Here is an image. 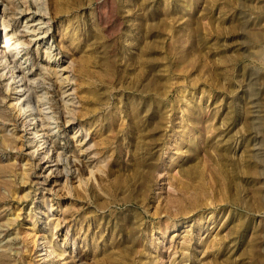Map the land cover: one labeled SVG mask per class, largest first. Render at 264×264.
<instances>
[{
    "label": "rangeland",
    "instance_id": "obj_1",
    "mask_svg": "<svg viewBox=\"0 0 264 264\" xmlns=\"http://www.w3.org/2000/svg\"><path fill=\"white\" fill-rule=\"evenodd\" d=\"M0 264H264V0H0Z\"/></svg>",
    "mask_w": 264,
    "mask_h": 264
},
{
    "label": "bare ground",
    "instance_id": "obj_2",
    "mask_svg": "<svg viewBox=\"0 0 264 264\" xmlns=\"http://www.w3.org/2000/svg\"><path fill=\"white\" fill-rule=\"evenodd\" d=\"M48 217V216H47ZM53 228V227H52ZM51 230V229H50ZM53 230H54V228H53ZM52 233V232H51ZM53 234V233H52ZM55 249V248H54ZM58 249V248H57ZM59 251H60V249H59Z\"/></svg>",
    "mask_w": 264,
    "mask_h": 264
}]
</instances>
